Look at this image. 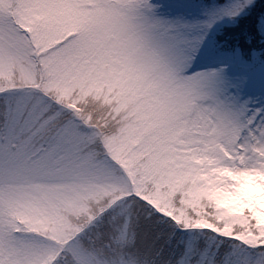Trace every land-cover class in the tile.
Returning <instances> with one entry per match:
<instances>
[{"label":"snow or ice","instance_id":"obj_1","mask_svg":"<svg viewBox=\"0 0 264 264\" xmlns=\"http://www.w3.org/2000/svg\"><path fill=\"white\" fill-rule=\"evenodd\" d=\"M0 264H264V0H0Z\"/></svg>","mask_w":264,"mask_h":264}]
</instances>
